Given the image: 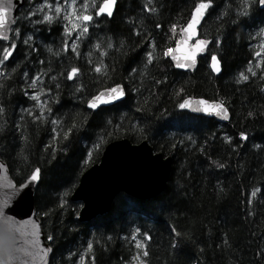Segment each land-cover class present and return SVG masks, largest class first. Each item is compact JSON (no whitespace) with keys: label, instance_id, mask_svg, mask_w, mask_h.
<instances>
[{"label":"trees","instance_id":"16d2710c","mask_svg":"<svg viewBox=\"0 0 264 264\" xmlns=\"http://www.w3.org/2000/svg\"><path fill=\"white\" fill-rule=\"evenodd\" d=\"M40 1L28 0L10 40L0 41V58L3 47L17 45L0 66V158L18 184L41 170L35 202L53 248L50 264H139L133 259L138 252L146 264H264V6L214 0L200 26V35L212 39L209 53L194 71H183L164 52L174 47L199 0H117L111 17L95 14L86 34L72 30L71 36L64 11L51 24L41 23ZM212 55L221 63L219 74L209 66ZM72 68L79 71L69 80ZM44 73L47 99L38 120L41 108L25 92ZM115 85L124 87V99L87 106ZM190 96L224 102L230 119L220 123L181 109ZM122 138L147 140L172 157L167 188L145 200L121 192L107 214L78 220L82 204L71 194L81 175L108 143ZM135 240L146 245L147 257Z\"/></svg>","mask_w":264,"mask_h":264},{"label":"water","instance_id":"95a60500","mask_svg":"<svg viewBox=\"0 0 264 264\" xmlns=\"http://www.w3.org/2000/svg\"><path fill=\"white\" fill-rule=\"evenodd\" d=\"M25 3L26 0H13V7L8 17L9 21L15 20L17 23L19 10ZM16 23L9 25L10 30L7 33L9 37ZM193 40L189 41L190 45ZM208 41L209 44L206 49L197 54L195 64L188 68L177 67V61L173 60L171 56L169 58L178 69L192 71L198 66L199 57L207 54L211 43L210 40ZM176 49L177 45L173 48L174 54L181 56L182 53ZM212 63L211 61V68ZM213 72L219 74L221 71L213 70ZM122 88L125 92L123 86ZM107 89L109 88L98 93ZM125 96L99 107L121 101ZM201 99L207 100L209 103L221 102L188 97L185 100L190 101L191 107L186 109L198 115L214 117L220 122L229 120L230 111L227 107L229 115L227 120L214 113L193 110L202 107L198 104ZM172 161L171 156L156 152L147 140L133 143L129 138H122L108 143L100 160L83 172L77 187L71 194L72 200L80 201L82 204L76 218L84 222L91 221L99 215L107 214L114 199L121 192L141 200L160 195L167 188ZM0 165H3L0 167V262L3 264H50L53 248L47 240L35 202L36 189L40 179L29 185L27 178L25 182L18 184L12 177L8 164L1 158ZM21 185L28 186L21 187ZM47 249L50 251L45 254Z\"/></svg>","mask_w":264,"mask_h":264},{"label":"snow or ice","instance_id":"6c2138e0","mask_svg":"<svg viewBox=\"0 0 264 264\" xmlns=\"http://www.w3.org/2000/svg\"><path fill=\"white\" fill-rule=\"evenodd\" d=\"M213 2L214 0H199L198 3L195 4L194 11L191 12V18L186 22V26L181 27L179 29L180 34H181V39L177 41V49L176 51H180L182 53L181 56H176L174 54V50L171 48H168L164 52V56H171L173 60L177 61V67L180 68H188L192 65L195 64L197 54L204 51L209 44V41L206 39H199L196 38L198 36V26H200L202 19L204 18L205 14L208 12L209 9L213 7ZM117 0H103L102 4L94 5L96 8H98V11H96V15L100 16L102 14H105L109 17L113 15L114 11V6L116 5ZM258 3L261 6H264V0H258ZM64 4L71 10L67 15H65L63 18L64 20L68 21L71 24V30H69L67 27L65 28V33L68 36H71L72 30H76L78 28L82 27V33L86 34L88 32V27L87 23L91 22L93 20L92 15L86 14L87 9L89 7L88 3L85 2L83 5V8L85 10V14H78L76 12V0H71L69 3V0H64ZM13 7V0H0V41H9L10 37L7 34L9 29L10 24H15V20L9 21V12L12 10ZM145 10L150 11V12H155L156 8L155 7H149L148 5H145ZM45 9H48L47 12H45ZM64 7L59 3V0H56L55 6H54V12H53V4L49 3V0H44V3L39 5L37 8V11L44 12L43 15V20L41 23H48L51 24L55 19L60 17L61 13L63 12ZM247 14V13H244ZM29 15H33V13H29ZM156 27H160L159 24L156 25ZM171 31L175 33L177 31V25L173 24L171 27ZM264 31V30H262ZM16 35H19V29H16ZM139 35V33H137ZM195 39V42L193 44H189V41ZM30 39V37H29ZM25 44L28 43V40L24 41ZM216 43H219V41H216ZM68 45L67 42H65V49H67ZM99 47V45H97ZM108 47H112L111 44L108 45ZM17 48V45L15 42H12L10 47H3V55L2 58H0V66H5V62L9 61L10 57H12L13 52ZM262 49H264V45H262ZM72 50H76V45H72ZM51 51V49H49ZM255 55L259 57L261 55L260 52H256ZM148 62L151 63L153 60L152 53L149 52L147 54ZM212 68L216 72H220V62L217 59L216 55H212ZM183 61V62H180ZM257 67H260V63L257 64ZM15 70V69H14ZM101 69L97 67L95 71L99 72ZM78 69L77 68H72L71 72L68 73L67 78L69 80H72L77 74H78ZM135 71V69H133ZM249 72L252 73L253 76L256 75L255 72L252 71L251 68L248 69ZM25 76H28V73H24ZM241 78L244 80L248 79V76H245L243 73H241ZM39 79V76L33 77L32 78V84L30 85L31 87H34L35 84L37 83ZM80 89H77L79 91ZM25 95H28L27 92H25ZM125 96V92L120 85H116L115 87H111L107 89L104 92L98 93L97 95L93 96L90 101H88V107L90 109H97L100 105L102 104H109L112 103L118 99H121L122 97ZM34 101L37 102V106L41 108V113L40 116H37V119H41V117L44 114V108L43 106L39 103L40 97L39 95L33 93L31 97ZM199 105H202V107H198L196 109H193L195 111H204L206 113L210 114H215L218 116H221L223 119L227 120L229 118L228 115V109L224 105L223 102H212L209 103L207 100H199L198 101ZM179 107L181 109L185 108H190L191 103L189 100H184L183 103L179 104ZM24 111H28L25 109ZM47 111L51 112V108H48ZM4 112V108L0 107V114ZM32 113L29 112V115ZM252 113H249L251 115ZM53 124H56L57 121L53 120ZM53 132H55V129H53ZM69 132H71V129H69ZM68 133H65V139H67ZM241 138L242 139H247V136L244 133H241ZM229 142L230 141V138ZM98 147V145H97ZM0 167H3V165H0ZM220 167H223V165H220ZM40 173L41 170L39 168L34 169L30 176L28 177V184L30 185L31 183H35L39 181L40 179ZM28 185H21V187H27ZM256 191L254 190L252 192V195H256ZM250 202V201H249ZM38 227V226H36ZM140 230L136 229V232L138 233ZM146 239H150L151 237L145 234ZM49 240H52L53 238L51 236L48 237ZM133 239H135V233L133 234ZM135 247L139 249H143V257H147L149 255L146 245L140 241V240H135ZM93 248L92 243L88 244V249L91 250ZM47 251H50V249L45 250V254ZM133 259H136L139 261V264H146L144 260H140V253L138 252ZM83 260V257H82ZM0 264H3V262H0Z\"/></svg>","mask_w":264,"mask_h":264},{"label":"rangeland","instance_id":"374dc122","mask_svg":"<svg viewBox=\"0 0 264 264\" xmlns=\"http://www.w3.org/2000/svg\"><path fill=\"white\" fill-rule=\"evenodd\" d=\"M31 1V3H33L35 0H30ZM62 2H64V0H61ZM71 2V0H69V3ZM80 2H78V1H76V12L78 13V14H85V10H84V8H83V6L82 5H78ZM94 5H96V3H94L93 4V6ZM53 9H54V5H53ZM88 9L89 10H91L92 11V7H88ZM64 11V13H65V15H67L68 13H69V11H71L68 7L66 8V9H64L63 10ZM41 13V12H40ZM39 13V14H40ZM87 14V13H86ZM34 16V15H33ZM82 27H83V25L81 26V29H82ZM79 29V28H78ZM78 29H76V30H78ZM44 77H46V73H44V74H41L40 76H39V79H38V81H37V83L35 84V86L34 87H31L30 86V93H29V95H30V97H32V95H33V93H35V94H37V95H39V97H40V101H39V103H41V102H44V101H46V99H47V97H45V95L47 94V87H46V85L43 83V78ZM75 78V77H74ZM31 100H33L32 98H31ZM34 103H37L36 101H34ZM131 264H135V263H131Z\"/></svg>","mask_w":264,"mask_h":264},{"label":"flooded vegetation","instance_id":"af4514ba","mask_svg":"<svg viewBox=\"0 0 264 264\" xmlns=\"http://www.w3.org/2000/svg\"><path fill=\"white\" fill-rule=\"evenodd\" d=\"M45 97H47V94L45 95ZM32 101H34V100H32Z\"/></svg>","mask_w":264,"mask_h":264}]
</instances>
